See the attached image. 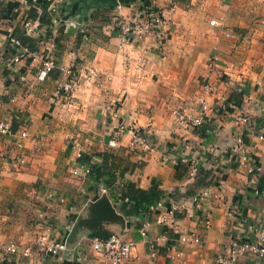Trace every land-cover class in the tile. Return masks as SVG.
Returning a JSON list of instances; mask_svg holds the SVG:
<instances>
[{
  "label": "crops",
  "instance_id": "0c3cea01",
  "mask_svg": "<svg viewBox=\"0 0 264 264\" xmlns=\"http://www.w3.org/2000/svg\"><path fill=\"white\" fill-rule=\"evenodd\" d=\"M39 1L0 0L3 44L20 33L22 20ZM62 1L39 46L49 49L57 64L46 76L40 59L14 62L8 45L0 49V121L28 131L19 150L13 139H0L5 155L0 158V241L20 247L18 253L0 251V264H111L92 246L95 238L110 234L134 243L123 264H176L165 250L174 240L184 264H215L232 238L257 237L264 230V196L255 193L259 179L248 167L256 165L264 175V139L259 138L264 127L258 123L264 119V0ZM173 3L165 41L151 36L124 42L113 25L99 24L101 15L130 18L142 7L167 10ZM92 15L99 17L92 22ZM212 19L219 25L212 26ZM204 81L213 88L204 124L179 125L175 110L201 113L197 91ZM223 95L229 103L220 102ZM110 102L114 106L108 111ZM243 117L259 129L249 131ZM133 130L148 133L154 149L130 150ZM240 134L246 145L233 156ZM18 153L25 164L17 163ZM80 153L106 174L99 179L75 174ZM242 156L248 164L238 163ZM192 160L200 165L196 176L190 175ZM108 173L146 191L173 193L172 204L184 209L183 216L161 212L129 218L116 207L121 184L109 188ZM206 187L218 194L204 204L209 227L202 226L191 200ZM104 199L123 219L89 226L85 221ZM161 214L166 225L157 221ZM192 235L203 245L192 242ZM38 238L65 243L66 249L45 253ZM151 243L159 251L150 250ZM239 264L264 262L244 254Z\"/></svg>",
  "mask_w": 264,
  "mask_h": 264
},
{
  "label": "built area",
  "instance_id": "2783aa9c",
  "mask_svg": "<svg viewBox=\"0 0 264 264\" xmlns=\"http://www.w3.org/2000/svg\"><path fill=\"white\" fill-rule=\"evenodd\" d=\"M49 6L47 11L54 16L58 4L62 3V0H47ZM33 7L36 9L37 14L40 16L43 14V8L39 2L35 3ZM176 10L175 3H173L167 10H161L153 5H149L146 8L140 9V12L135 14L130 18L114 16L110 20V24L113 25L120 37L124 42H142L146 38L151 36H157L161 41L168 39V34L170 26L172 25V19L170 15L174 14ZM212 26H218L219 22L215 19L210 20ZM41 25L40 19H32L26 17L21 22V31L23 35L30 38L37 39L39 46L45 44V40L41 39L39 36V27ZM227 37L233 36L232 33H226ZM6 45L12 47L15 50V55L13 57L14 62H19L20 60H26L32 58H38L42 62L43 69L41 71V76H46L53 68L56 67V61L49 49L44 51H31L28 45H25L21 42L19 37L8 36L7 40L3 44L0 39V49H4ZM48 48V46L46 47ZM68 73L70 71L68 70ZM212 85L208 81H204L200 84V87L197 91V99L201 106V113L195 115L193 113H181L178 110L174 111L176 121L179 125L191 126L192 128H199L205 122V113L210 108L206 100L207 96L212 93ZM226 95H223L220 99V102L227 101ZM107 105L106 110L110 111L114 104ZM242 122L248 127L249 131H256L259 129L257 122L253 121L251 118L243 117L241 118ZM263 127V126H261ZM133 140L130 144V150L132 151H152L154 149V143L150 135L143 131H134L133 130ZM28 137V131L26 128L21 130L13 131L12 124L0 121V139L7 138L13 139V143L17 146L18 150L23 146V140ZM17 138V139H16ZM260 139H264V134L259 136ZM245 141L243 135L240 134L236 138V142L231 147V154L235 156L237 153H241L245 148ZM81 153L78 157H81ZM4 154L0 151V158H4ZM18 164H25V156L18 153L15 157ZM238 163L240 165H246L249 163V159L246 156H242ZM75 174H90L91 167L84 163H80L78 168L74 171ZM200 173V165L196 160H192L190 163V175L196 176ZM248 173L250 175H255L259 179V184L261 179L264 176L263 171L260 167L256 165H250L248 167ZM258 184V186H259ZM255 193L258 195L264 196V189L260 190L258 187L255 189ZM218 197V194L213 187H206L197 191L192 197L191 200L195 209L197 210L198 217L202 221V226L209 227L211 224V217L204 209L205 201ZM158 206H162V202L158 203ZM154 206L151 207V210H154ZM174 210L183 212V208H175ZM173 214V211H169ZM166 213V212H164ZM234 211L230 210L229 214L233 215ZM174 215V214H173ZM158 223L166 225L167 217L166 214H161L157 218ZM146 224L145 226H147ZM145 226L142 229V235L146 236L147 231ZM192 242L203 245L202 239L197 235H192ZM181 240H186V237H182ZM36 244L39 245L45 253H53L57 250L66 249L65 243L50 242L46 243L44 238H38ZM92 246L97 251H102L106 258L110 261L111 264H123L126 260L131 258L132 250L134 248V243L129 240L123 239L118 234H112L106 239H101L99 237L95 238L92 242ZM150 250L153 252L159 251V247L155 246L154 243H151ZM20 247L16 243L5 244L0 241V251L6 253H18ZM165 250L169 255L170 259L176 264H184V252L181 249V245L177 241H173L165 246ZM31 248L27 247L24 249V254L27 256L30 254ZM244 254H250L260 258L264 262V230L261 231L254 239H242V238H232L229 243L225 246L222 253H220L216 259L215 264H239L240 257Z\"/></svg>",
  "mask_w": 264,
  "mask_h": 264
},
{
  "label": "trees",
  "instance_id": "16d2710c",
  "mask_svg": "<svg viewBox=\"0 0 264 264\" xmlns=\"http://www.w3.org/2000/svg\"><path fill=\"white\" fill-rule=\"evenodd\" d=\"M174 1L184 2L186 0H174ZM39 3L43 8V14L39 16L37 14L36 9L34 7H31L29 18H32V19L39 18L40 19L41 25L39 27V34H40L39 37L45 40L50 34L53 21H52L51 15L47 11L49 2L47 0H40ZM98 17L99 15H92L91 17L92 22L93 20H97ZM110 20H111L110 16L101 15V23L99 24L101 26L106 25L110 23ZM11 36L19 37L21 42L25 45H28L31 51L39 50V44H38L37 39L30 38L28 36L23 35L22 31H20V33H18L17 35H11ZM6 48L8 49L10 53L15 54V50L12 49L11 46L8 45L6 46ZM227 102L229 103L228 100ZM226 106L228 107V104H226ZM216 108L221 111L220 108L218 107ZM258 123L260 126L264 127V119L261 121H258ZM12 128L14 132L17 131V129L14 128L13 126ZM79 160L81 163H84L91 167V173L95 174L96 178L99 179L103 176V174H106L105 171L98 168L97 165L94 164L91 158L88 157L87 155L82 154ZM108 175L110 177L108 181V183L110 184L109 188H113L116 182L121 184L117 190L118 193H120V198L117 199L116 207L118 208V210H120L122 213H124L129 218H132L134 216L150 218V216L153 213H161V212H169V211H173V214L176 218H180L183 216L181 215L182 213H180V211L173 209V204H172V200H174L173 193H167V192L160 191V190L146 191V190L137 188L135 184H132L126 181L125 179L120 178L119 176L113 175L112 173H108ZM258 188L260 190L264 189L263 181H262V184L261 183L259 184ZM161 202H162V206H158V203H161ZM152 206H154L155 208L154 210H151ZM138 226H143L142 219L139 220ZM110 235H106L100 238L106 239Z\"/></svg>",
  "mask_w": 264,
  "mask_h": 264
},
{
  "label": "water",
  "instance_id": "95a60500",
  "mask_svg": "<svg viewBox=\"0 0 264 264\" xmlns=\"http://www.w3.org/2000/svg\"><path fill=\"white\" fill-rule=\"evenodd\" d=\"M103 3H112V5L118 3V0H100ZM107 219H123V215L119 213L115 206L107 199L102 200L93 208V219L86 220L89 226H94L102 220Z\"/></svg>",
  "mask_w": 264,
  "mask_h": 264
}]
</instances>
